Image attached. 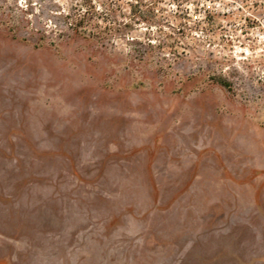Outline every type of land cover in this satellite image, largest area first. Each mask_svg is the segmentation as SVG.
I'll use <instances>...</instances> for the list:
<instances>
[{
  "label": "rangeland",
  "instance_id": "1",
  "mask_svg": "<svg viewBox=\"0 0 264 264\" xmlns=\"http://www.w3.org/2000/svg\"><path fill=\"white\" fill-rule=\"evenodd\" d=\"M0 264H264V0H0Z\"/></svg>",
  "mask_w": 264,
  "mask_h": 264
},
{
  "label": "trees",
  "instance_id": "2",
  "mask_svg": "<svg viewBox=\"0 0 264 264\" xmlns=\"http://www.w3.org/2000/svg\"><path fill=\"white\" fill-rule=\"evenodd\" d=\"M68 15V14H66ZM71 22H70V30L74 33H81L85 32L86 27L84 23L86 22L87 16L85 14L79 15H70ZM88 21V20H87Z\"/></svg>",
  "mask_w": 264,
  "mask_h": 264
}]
</instances>
